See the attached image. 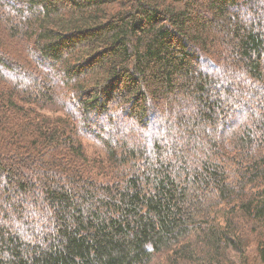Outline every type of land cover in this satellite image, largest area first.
<instances>
[{
  "label": "trees",
  "instance_id": "obj_1",
  "mask_svg": "<svg viewBox=\"0 0 264 264\" xmlns=\"http://www.w3.org/2000/svg\"><path fill=\"white\" fill-rule=\"evenodd\" d=\"M0 264H264V0H0Z\"/></svg>",
  "mask_w": 264,
  "mask_h": 264
},
{
  "label": "rangeland",
  "instance_id": "obj_2",
  "mask_svg": "<svg viewBox=\"0 0 264 264\" xmlns=\"http://www.w3.org/2000/svg\"><path fill=\"white\" fill-rule=\"evenodd\" d=\"M55 106V105H54ZM61 109L54 107V109H45L42 113L49 118H56L61 116ZM83 150L88 158H103L104 152L102 147L92 137L84 136L79 139Z\"/></svg>",
  "mask_w": 264,
  "mask_h": 264
}]
</instances>
